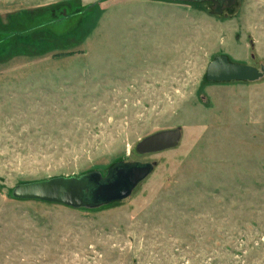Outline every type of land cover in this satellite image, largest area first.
Masks as SVG:
<instances>
[{"label": "rangeland", "instance_id": "obj_1", "mask_svg": "<svg viewBox=\"0 0 264 264\" xmlns=\"http://www.w3.org/2000/svg\"><path fill=\"white\" fill-rule=\"evenodd\" d=\"M169 129L124 202L13 197ZM0 264H264V0H0Z\"/></svg>", "mask_w": 264, "mask_h": 264}, {"label": "water", "instance_id": "obj_2", "mask_svg": "<svg viewBox=\"0 0 264 264\" xmlns=\"http://www.w3.org/2000/svg\"><path fill=\"white\" fill-rule=\"evenodd\" d=\"M178 1V0H171ZM179 1H207V0H179ZM256 74L252 68L241 65L228 64L224 59L215 61L209 67L208 78L215 80H233ZM182 137L181 129L160 131L143 139L137 146L139 153H158L177 148ZM154 163H135L113 166L107 178L108 185H103L100 175L88 173L81 177H57L41 182L19 184L13 190V197L21 200H39L55 204H62L70 208L83 207L81 199L86 188L94 184L97 190L94 196L104 203L127 200L142 181L155 171ZM115 172L117 173L115 175ZM114 173V174H113ZM113 174V175H112Z\"/></svg>", "mask_w": 264, "mask_h": 264}, {"label": "flooded vegetation", "instance_id": "obj_3", "mask_svg": "<svg viewBox=\"0 0 264 264\" xmlns=\"http://www.w3.org/2000/svg\"><path fill=\"white\" fill-rule=\"evenodd\" d=\"M221 59H224L226 60L225 57H219V58H215L210 64L209 66L207 67V73H206V77L208 79V81H215V82H224V81H227V80H224V81H220V80H215V79H210L208 78V73H209V67L212 63H214L215 61H218V60H221ZM227 61V60H226ZM228 62V61H227ZM228 64H232L230 62H228ZM238 65H241L242 67H247V68H252L253 70H255L256 74H254L252 76V78H248V77H239L238 79H233V80H228V81H238V80H246V81H251L252 80H256V79H259L261 76H260V73L258 71V69L254 68V67H250L246 64H240V63H237ZM236 64V65H237ZM136 152V155L138 158H135V159H131V160H127V161H121L119 163H116L114 164L113 166H120V165H124V164H129V165H134L135 163H150L148 160L144 159L145 156H149V155H154V153H139L138 152V148H136L135 150ZM159 153V152H158ZM153 164V163H152ZM113 167H111L110 169H108L106 171V173H102L101 171H97V172H89V173H94V174H98L100 175V181L103 185H108L109 182L107 181V178L109 177L110 175V170L112 169ZM88 174V173H86ZM114 174V173H113ZM112 174V175H113ZM117 173L115 172V175ZM140 186V185H139ZM138 186V187H139ZM97 190V187H95L94 184L90 185L89 188H86V190L84 191V194H83V197L81 199V202H82V205L83 207H81L80 209H100V208H104V207H107V206H110V205H114L115 203H121V202H124V201H115L114 203H104L102 201H99L98 198H96L94 196V193L95 191ZM126 201V200H125Z\"/></svg>", "mask_w": 264, "mask_h": 264}, {"label": "trees", "instance_id": "obj_4", "mask_svg": "<svg viewBox=\"0 0 264 264\" xmlns=\"http://www.w3.org/2000/svg\"><path fill=\"white\" fill-rule=\"evenodd\" d=\"M234 65H236V64H234ZM111 206V205H110Z\"/></svg>", "mask_w": 264, "mask_h": 264}]
</instances>
